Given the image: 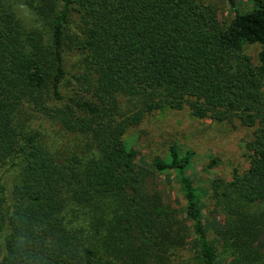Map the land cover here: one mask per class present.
I'll use <instances>...</instances> for the list:
<instances>
[{
  "label": "trees",
  "instance_id": "trees-1",
  "mask_svg": "<svg viewBox=\"0 0 264 264\" xmlns=\"http://www.w3.org/2000/svg\"><path fill=\"white\" fill-rule=\"evenodd\" d=\"M230 3L223 24L196 0H0V264H173L186 244L192 264H264V0ZM185 107L253 128L248 169L212 183L219 251L194 152L150 171L123 137ZM168 170L190 225L155 188Z\"/></svg>",
  "mask_w": 264,
  "mask_h": 264
},
{
  "label": "rangeland",
  "instance_id": "rangeland-1",
  "mask_svg": "<svg viewBox=\"0 0 264 264\" xmlns=\"http://www.w3.org/2000/svg\"><path fill=\"white\" fill-rule=\"evenodd\" d=\"M196 1L210 7L217 20L223 24L234 15L230 0ZM234 1L242 11L251 6V0ZM257 50V45L244 47L245 53L254 60ZM123 137L136 150V163L150 171H153L152 160L155 157L166 158L170 145L176 146L181 153L186 150L194 152L187 174L202 193L200 207L203 224L208 238L219 251L221 244L218 231L224 223V212L212 183L215 180L228 182L235 171L242 173L248 169L250 156L246 144L253 138V128L243 126L238 121L216 122L207 117L197 118L185 107L150 112L138 125L130 127ZM154 182L155 188L161 193L164 207L190 225L191 222L185 216L183 192L174 171L154 172ZM193 254L191 246L186 244L173 258V264H192Z\"/></svg>",
  "mask_w": 264,
  "mask_h": 264
}]
</instances>
